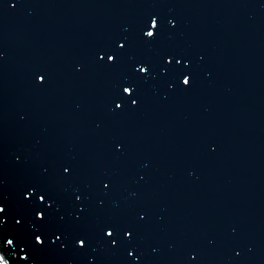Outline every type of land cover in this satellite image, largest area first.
<instances>
[{
	"label": "water",
	"instance_id": "1",
	"mask_svg": "<svg viewBox=\"0 0 264 264\" xmlns=\"http://www.w3.org/2000/svg\"><path fill=\"white\" fill-rule=\"evenodd\" d=\"M0 208L4 264H264V0H0Z\"/></svg>",
	"mask_w": 264,
	"mask_h": 264
},
{
	"label": "snow or ice",
	"instance_id": "2",
	"mask_svg": "<svg viewBox=\"0 0 264 264\" xmlns=\"http://www.w3.org/2000/svg\"><path fill=\"white\" fill-rule=\"evenodd\" d=\"M159 25H158V22H157V20L156 19H153L152 21H151V28H153V29H156L157 27H158ZM154 32L153 31H147L146 32V36L147 37H149V38H151V37H154ZM121 47H123V45H121ZM110 61L111 60H113V57H111V56H109V58H108ZM140 71L141 72H146V69H144V68H141L140 69ZM41 79H43V78H41ZM183 84L184 85H189L190 84V80L188 79V78H185L184 80H183ZM131 89L130 88H124V92L126 93V94H131ZM117 107H120L119 105H117ZM3 211V209L2 208H0V212H2ZM113 233L112 232H108V235L109 236H111ZM37 243L39 244V243H42V241L39 239V238H37Z\"/></svg>",
	"mask_w": 264,
	"mask_h": 264
},
{
	"label": "trees",
	"instance_id": "3",
	"mask_svg": "<svg viewBox=\"0 0 264 264\" xmlns=\"http://www.w3.org/2000/svg\"><path fill=\"white\" fill-rule=\"evenodd\" d=\"M0 264H3V263L0 261Z\"/></svg>",
	"mask_w": 264,
	"mask_h": 264
}]
</instances>
